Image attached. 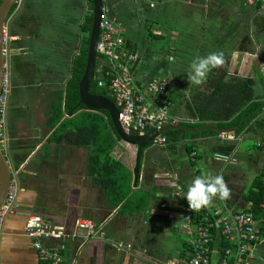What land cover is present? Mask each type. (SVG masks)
Segmentation results:
<instances>
[{"label": "crops", "instance_id": "crops-1", "mask_svg": "<svg viewBox=\"0 0 264 264\" xmlns=\"http://www.w3.org/2000/svg\"><path fill=\"white\" fill-rule=\"evenodd\" d=\"M15 5V11L7 19L10 35L7 45L13 83L10 97L16 93L18 98L17 109L7 115L5 139L19 192L16 209L3 226L0 264L40 263L32 240L25 234L31 216H41L66 233L75 230L79 217L103 224L110 241L84 240L81 231L77 239L45 240L44 246L59 253L61 264H186L192 256L191 237L181 229L178 213L189 206L185 196L189 183L198 175L222 174L231 195L226 200L214 198L208 207L220 208L224 213L246 210L249 207L246 196L264 170V152L253 156V151H240L249 142L264 151V114L260 125L241 135L229 130L216 136L181 138L175 145L164 148L149 145L142 156L140 178L135 180L133 175L131 186L133 191L152 195L149 206L134 214L120 213L118 208L110 207L104 191L86 172L89 149L62 143L49 145L47 152L43 150L53 133L49 119L58 99V93L47 94L45 88L59 87L60 79L66 80L64 74H70L64 64L76 52V46H71L79 44L82 38L83 21L77 20L78 32H72L73 37L69 38L71 35L64 31L75 19L70 18L71 11L75 12L71 4L65 9L53 0H23L21 5ZM148 7L147 0H111L116 13L113 17L124 25L132 48L141 54L135 83L142 87L157 76L171 78L173 84L165 96L172 103L173 115L185 122L194 120L187 102L199 91L206 92L210 74L219 79L218 71L223 66L228 74L225 80L246 78L242 74L249 70L248 78L256 82V95L263 94L257 73H264L257 62L252 63L254 55H258L259 61L264 60V15L257 4L250 0H160L154 8ZM77 9L84 14L85 10ZM62 10L64 33L60 24ZM59 29L61 33H57ZM61 36L62 41H55ZM59 42L62 45L57 49ZM47 44L55 46V55L47 52L44 56L42 47ZM212 52L222 54V63L213 67L201 84L190 85L187 77L191 63L197 56ZM30 90H34L32 95L25 96ZM190 148L198 153L195 162L190 160ZM136 152L135 146L120 142L113 155L131 170ZM216 153L235 154L237 162L219 163L214 159ZM243 153L248 154L247 167L239 165L245 158ZM80 160L83 166L79 165ZM250 169L254 172L250 173ZM176 184L183 187L180 196L175 195ZM258 224L264 228V220ZM119 243L130 248L119 249ZM217 257L219 254L215 253L214 258ZM249 264H264V243Z\"/></svg>", "mask_w": 264, "mask_h": 264}, {"label": "trees", "instance_id": "trees-1", "mask_svg": "<svg viewBox=\"0 0 264 264\" xmlns=\"http://www.w3.org/2000/svg\"><path fill=\"white\" fill-rule=\"evenodd\" d=\"M93 1L88 0L85 6L84 18L80 26L82 38L75 48V54H72L70 74L66 77L65 88L58 92V99L51 108L52 116L49 119V127L53 133L43 150L47 152L49 145L62 143L89 149L86 172L95 184L104 191L110 207L112 209L118 208L120 213L134 214L149 206L152 195L150 193H145V195L141 190L133 191L131 188L134 185H132L133 172L114 157L113 153L122 140L114 130L109 113L88 110L80 98L79 83L87 66L89 39L93 24ZM1 3L2 0H0ZM257 6L259 9L260 4ZM15 9L16 5L8 17L12 16ZM115 14L112 10V16ZM64 27V22H62L63 31ZM63 31L61 30L62 33L65 32ZM125 36L127 37V35ZM68 37L71 38L73 35ZM48 44L42 47L45 57L46 53L49 52ZM127 44L129 49H133L132 43L128 39ZM55 53L57 52L55 51ZM64 54L68 55V52ZM107 64V58L98 54L95 75L92 83H90V93L107 97L115 102L109 89L112 79ZM218 72L220 74L219 79H213L216 75L210 74L205 87L206 92L199 91L192 101L187 102L186 107L194 117L195 122H181L179 124L191 129L213 126L216 130L205 129L195 133L180 129L167 130L163 135L167 138L169 146L175 145L181 138L216 136L222 131L235 130L237 135H241L247 129L260 125L264 114V75L257 73L259 74L258 80L263 86V94L257 96L254 80L237 77L225 80L228 76L225 66ZM99 82H102V87L99 86ZM162 99L170 100L166 96H162L160 100ZM190 151L191 153L196 152L193 148H190ZM263 174L264 170L256 178L251 192L246 196V202L250 205L249 209L258 222L264 220V207L262 206L264 204ZM198 219H200L199 216ZM259 228L257 229L259 235L264 237V228L261 226ZM213 232L215 234L214 243L217 242V244L213 243L212 246L217 245L219 249L232 247L230 243L224 240L220 232L215 230Z\"/></svg>", "mask_w": 264, "mask_h": 264}, {"label": "built area", "instance_id": "built-area-1", "mask_svg": "<svg viewBox=\"0 0 264 264\" xmlns=\"http://www.w3.org/2000/svg\"><path fill=\"white\" fill-rule=\"evenodd\" d=\"M23 0H17L18 6ZM102 17L100 23V36L97 44V54L103 55L108 60V68L111 76L110 93L115 99L119 110V121L123 128L133 134L147 135L154 131H161L166 126H177L184 120L172 114V103L161 99L171 87L172 79L168 76H157L139 87L136 81V69L141 62V54L137 50L129 49L127 44L126 29L124 25L112 16L111 0H101ZM142 2L146 0H135ZM260 4L259 11L264 15V0H250ZM148 6L154 8L158 0H147ZM10 41L9 27L4 29V43ZM170 57V56H168ZM172 59V58H171ZM100 87L102 82L98 83ZM0 93V117L1 123H5L8 98L10 95L9 77L6 74ZM190 123L195 120L189 121ZM168 140L159 134L153 140V145L167 147ZM2 149L7 153L6 139L1 142ZM198 153L192 152L190 160L196 161ZM227 158V159H225ZM216 161L231 164L237 162L235 154L226 155L216 153ZM264 185V174L262 176ZM176 196L183 193V187L176 184ZM19 192L17 178H13L7 194V198L0 209V239L6 218L16 209V198ZM250 206V205H249ZM264 207V204L262 205ZM199 211V212H197ZM198 216L200 219H198ZM181 219V229L191 237L192 256L186 264H249L254 258L258 247L264 243V237L259 235L258 222L253 212L247 207L246 210L237 213H224L222 209L201 207L191 209L187 206L178 213ZM213 230L220 232L224 240L232 247H222L216 250ZM78 231L82 232L84 240L101 239L110 241L103 231V226L93 220L78 218L75 230L66 233L62 228L53 226L40 216H32L25 226L26 236L32 240V246L39 255V264H61V256L58 252L44 246L45 240L51 239H77ZM214 244H217L214 243ZM119 249L130 248L123 243L118 244ZM215 253L219 257H215ZM178 264V263H171Z\"/></svg>", "mask_w": 264, "mask_h": 264}, {"label": "water", "instance_id": "water-1", "mask_svg": "<svg viewBox=\"0 0 264 264\" xmlns=\"http://www.w3.org/2000/svg\"><path fill=\"white\" fill-rule=\"evenodd\" d=\"M17 0H3L0 4V93L4 84L5 70L9 66L8 63V53L9 45L4 44V29L7 22L8 16L11 13L12 9L15 6ZM102 1L94 0L93 1V24L90 33L89 39V49H88V59L87 66L84 73V76L79 83L80 98L81 102L88 108V110L93 111H106L109 113L113 127L117 135L121 138L122 142L135 146L137 148L135 165L132 167L131 171L133 172L135 180L140 178V169L142 167V156L153 142L154 138L161 133H165L167 130L171 129H180L187 132H200L205 129L216 130L213 126H205L198 129H191L185 126H166L160 132L154 131L147 135L141 136L137 134H132L126 131L121 122L119 121V110L112 100L101 95H95L90 93V83L95 75L96 62H97V44L99 42L100 36V23L102 17ZM1 136H2V126L0 123V209L3 206L7 194L10 188L11 179H12V170L11 163L8 160L7 156L3 153L1 148Z\"/></svg>", "mask_w": 264, "mask_h": 264}, {"label": "clouds", "instance_id": "clouds-1", "mask_svg": "<svg viewBox=\"0 0 264 264\" xmlns=\"http://www.w3.org/2000/svg\"><path fill=\"white\" fill-rule=\"evenodd\" d=\"M7 22H8V20H7ZM7 22L5 24V27L7 26ZM6 45L7 44H5V46ZM220 63H222V54L217 53V52L209 53L206 56H197L195 58V60L191 63V66H190L191 70L188 73V77H187V79L190 82V85L201 84L204 80H206V78H207L209 72L212 70V68L219 65ZM9 73H10V67L8 66L7 69L5 70V75L7 74L9 77V86H10L12 80H11V76ZM4 79H5V76H4ZM10 88H11V86H10ZM10 94H11V90H10ZM9 97H10V95H9ZM8 104H9V98H8ZM7 115H8V105H7L4 124L1 123L2 117H0V123L2 126L1 142H2V140L5 139V136L7 135L6 134ZM152 144H153V142H152ZM1 148H2V145H1ZM2 151L7 156V153H5V151L3 149H2ZM225 159H227V158H225ZM11 167L13 168V170H12V172H13L12 173V179H13L16 177L14 174L15 169L12 165H11ZM12 179H11V181H12ZM230 195H231V189L228 187V184L226 183L223 175L222 174H215L214 175V174L209 172L206 174L198 175L194 179H192L188 185L187 193L185 196L187 198V201H188L191 209H199L201 207L208 206L213 201L214 198L218 197L220 200H226L230 197ZM79 218H85V217H79ZM87 219H89V218H87ZM95 223H97V222H95ZM98 225L103 226V224H98ZM53 226H55V225H53ZM51 240H53V239H51ZM54 240H57V239H54Z\"/></svg>", "mask_w": 264, "mask_h": 264}, {"label": "rangeland", "instance_id": "rangeland-1", "mask_svg": "<svg viewBox=\"0 0 264 264\" xmlns=\"http://www.w3.org/2000/svg\"><path fill=\"white\" fill-rule=\"evenodd\" d=\"M53 2H55V3H59V5H60V7L61 8H63V9H65V7H66V5L69 3V4H71L72 5V9H73V7H75V12L74 11H71L72 13H71V16H70V18H75L74 20H72V21H70V24L67 26V28H68V31H65V33L67 34V35H70L72 32L74 33V31H76V33L78 32V28H76V26H75V24H77V20H82L83 21V18H84V14L82 15L81 14V11L80 10H78L77 9V7H79V8H82L83 9V11L85 10V6H86V3H87V1L86 0H53ZM130 2V1H129ZM77 6H76V5ZM133 4H134V2H133ZM131 5V7L132 8H135V6L134 5ZM138 10V9H137ZM82 11V12H83ZM62 13H61V26H62V19H63V14H64V11L62 10L61 11ZM143 14V13H142ZM142 14H141V11H140V15L142 16ZM170 27H173V26H170ZM61 30L63 31V29L61 28ZM53 32H55V31H53ZM57 33H61L60 32V29L58 30V32ZM55 34V33H54ZM54 36V35H53ZM62 41L63 40V37L61 36V37H58V38H56V40L55 41ZM261 40H263V39H261ZM54 44V43H53ZM52 44V46L53 47H51L50 45H49V52L50 53H52V54H54L55 53V51H56V49L54 48L55 46ZM60 45H62V42H59L57 45H56V48L57 47H59ZM73 46H77L76 45V43L73 45L72 44V46L71 47H73ZM58 49V48H57ZM59 50H60V48H59ZM259 54H261L260 52H258ZM51 54V55H52ZM66 56V55H65ZM65 56H64V58H65ZM57 59H59V58H57ZM259 58H258V55H254V57H253V65L255 64V62H257L258 63V65L261 67V69H262V71H263V73H264V60L262 59L261 61H259L258 60ZM60 60H62V58L60 59ZM64 60V59H63ZM66 63L64 64V65H66V67L68 68L67 70H69L70 69V66H71V63H70V59H69V57H68V60L67 61H65ZM251 63V62H250ZM54 66V65H53ZM248 69H250L249 67H248ZM251 70V69H250ZM70 71V70H69ZM10 74V76H11V73H9ZM66 77L69 75V73L68 72H66L65 74H64ZM244 77H246V78H248V77H251V72L248 70V72H244V74H242ZM63 83H65V79H60V83H59V87H46L45 88V92L47 93V94H49V93H53V91L56 93V95H57V93L59 92V90H61V89H64L65 87H64V85H63ZM11 85H13V83H12V81H11ZM10 85V86H11ZM259 87H261V84H259L258 85ZM12 87V86H11ZM10 90H11V93H12V90H13V88L11 89L10 88ZM33 91L34 90H30L28 93H25L24 95L25 96H30V95H32V93H33ZM56 95H55V98H56ZM10 96H11V94H10ZM17 98H18V95L16 94V93H14L13 94V96L12 97H9V99L10 100H12V105H11V107L9 106V104H8V116H10L11 114H12V112H13V110L14 109H17V106L15 105V101L17 100ZM24 101H25V98H24ZM52 101H53V99H52ZM19 108V107H18ZM7 122V121H6ZM251 142H249V143H246V146L243 148L242 147V149H241V151L240 152H243V151H253V152H251L252 153V155L253 156H256V154L258 153V154H260V152H264V151H260L259 149H256V148H254V145H252V144H250ZM243 150V151H242ZM243 155H244V159L242 160L241 159V162H240V164L239 165H241V166H245V167H247L248 165H249V163H248V154L247 153H243ZM81 163V164H80ZM79 165L80 166H83V161L82 160H80V162H79ZM85 166H86V164H85ZM88 166V165H87ZM249 172L250 173H253L254 172V170H252V169H250L249 170Z\"/></svg>", "mask_w": 264, "mask_h": 264}]
</instances>
